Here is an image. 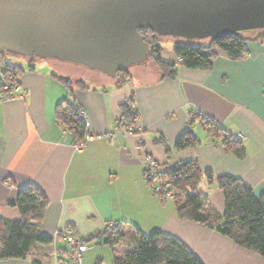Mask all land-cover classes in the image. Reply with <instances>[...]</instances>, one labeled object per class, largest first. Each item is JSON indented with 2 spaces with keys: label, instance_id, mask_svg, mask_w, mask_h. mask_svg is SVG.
<instances>
[{
  "label": "crops",
  "instance_id": "obj_1",
  "mask_svg": "<svg viewBox=\"0 0 264 264\" xmlns=\"http://www.w3.org/2000/svg\"><path fill=\"white\" fill-rule=\"evenodd\" d=\"M249 40L237 60L220 53L209 69H189L173 57L175 77L163 78L147 63L131 68L130 79L118 86L116 80L93 73L69 74L59 63L25 69L17 77L12 98L0 93V218H20L14 206L18 189L32 184L48 201L39 234L52 242L36 244L24 258L0 260V264H32L33 259L42 264H113L130 243L117 246L115 252L107 245H86L78 254L64 236L70 232L83 241L119 223L131 239L135 229L144 235L153 231L172 235L203 264H264L263 257L235 246L216 231L180 220L174 200L155 195L143 178L147 157L163 172L194 161L214 178L234 176L255 196L264 194V41ZM59 77H70L71 87ZM76 81L86 88H78ZM130 95L137 121L126 133L117 128V121ZM62 100L75 101L90 122L93 138L80 150L55 120V106ZM194 114L224 129L242 146L243 157L225 151L222 137H209L197 122L193 133L198 143L175 150ZM198 189L222 214L224 198L216 183L209 185L203 177Z\"/></svg>",
  "mask_w": 264,
  "mask_h": 264
},
{
  "label": "trees",
  "instance_id": "obj_2",
  "mask_svg": "<svg viewBox=\"0 0 264 264\" xmlns=\"http://www.w3.org/2000/svg\"><path fill=\"white\" fill-rule=\"evenodd\" d=\"M140 34L149 45L151 54L149 61L161 73L163 78H173L176 74V62H170L160 57L159 37L148 29H142ZM254 35V36H252ZM249 37L264 41V30L249 34L229 35L220 39L197 41L180 40L173 45L174 56L179 64L189 69H209L212 61L220 53L227 58L237 60L245 53ZM8 53V52H4ZM1 53L0 63V93L6 98H12L13 93L2 91L3 84L18 85L17 77L25 70H32L33 65L27 67L7 65ZM12 54V53H11ZM128 71L117 74L116 85L130 79ZM63 85L71 87L70 77L57 78ZM75 85L85 89V83L76 81ZM11 94V95H10ZM121 116L117 126L132 128L137 121V111L134 99L130 95L121 105ZM82 108L73 100H62L55 106V120L72 136L73 142H80L85 135L83 119L79 116ZM189 128L175 142L174 148L181 151L193 147L198 143L193 133V123L197 122L209 137L223 139L224 149L242 158V146L229 134L221 129L213 120L194 114ZM205 177L210 185L216 183L223 193L224 211L219 214L208 202L207 194L199 191L198 185ZM153 186V182H148ZM161 193L159 197L165 199L167 192H173L171 197L175 202L176 214L180 220L190 221L230 239L234 245L264 258V194H253L248 184L237 177L229 175L214 178L210 171H201L194 161H183L176 169L163 172L160 178ZM45 194L36 186L28 184L18 189L14 206L17 207L20 218L6 220L0 218V260L22 259L36 245H48L52 241L39 234L40 225L47 207ZM123 224L107 225L100 232L90 235L82 242H98L108 245L115 252L117 246L129 244V247L113 259V264H203L199 258L178 238L153 231L148 235L134 230V238H127ZM32 264H42L33 259Z\"/></svg>",
  "mask_w": 264,
  "mask_h": 264
},
{
  "label": "water",
  "instance_id": "obj_3",
  "mask_svg": "<svg viewBox=\"0 0 264 264\" xmlns=\"http://www.w3.org/2000/svg\"><path fill=\"white\" fill-rule=\"evenodd\" d=\"M142 29L186 41L249 34L264 30V0H0V53L111 79L148 63Z\"/></svg>",
  "mask_w": 264,
  "mask_h": 264
},
{
  "label": "built area",
  "instance_id": "obj_4",
  "mask_svg": "<svg viewBox=\"0 0 264 264\" xmlns=\"http://www.w3.org/2000/svg\"><path fill=\"white\" fill-rule=\"evenodd\" d=\"M1 89L4 92L11 90L12 91L11 94H12L17 91L18 85L3 84ZM79 116L84 121L85 135L82 141L74 143V147L77 150H80L88 141H90L93 138V135L90 132H88L90 122L89 120H87L86 114L83 111V109L79 111ZM117 128L120 130L122 129L126 133L131 131V128H126L124 126H117ZM162 175H163V171L160 169L159 165L152 158H149V157L145 158L144 163H143V178L147 183L153 182V186L151 188L153 190V193H155V195L157 196H159V194L161 193L160 178L162 177ZM164 196L171 198L173 196V192H167L164 194ZM64 238L67 244H69L72 248H74L78 254H80L82 251L85 250V244L81 240L73 237L70 232H67Z\"/></svg>",
  "mask_w": 264,
  "mask_h": 264
},
{
  "label": "rangeland",
  "instance_id": "obj_5",
  "mask_svg": "<svg viewBox=\"0 0 264 264\" xmlns=\"http://www.w3.org/2000/svg\"><path fill=\"white\" fill-rule=\"evenodd\" d=\"M254 36V35H252ZM176 41H180V40H175L172 39L171 37H161L159 38V46L161 49L160 52V57L164 60L170 61L171 58L175 57L174 56V51H173V45ZM197 43V41H192ZM0 58H1V53H0ZM4 61L6 62L7 65H11V66H22V67H27L29 64H32L33 66H39L42 65L44 63H59L60 65L65 66V69L67 70V72H69V74H75L78 71H81V73H93V75L95 76H99L101 78L104 79H111L108 76H106L105 74H102L100 72H91L90 70L79 66L77 64H73L71 62H67V61H58V60H54V59H47V60H40V59H36V58H30V57H25V56H18V55H14L11 53H4ZM149 67H151V65H153L150 61H148ZM154 66V65H153ZM3 67V65L0 63V69ZM98 78V79H101ZM92 82V83H91ZM90 84L93 85H98L99 83H97L96 81H90ZM97 83V84H96ZM97 243V244H96ZM96 243H92V242H84L85 246L87 245L88 247H105L106 244L100 243L98 244V242ZM104 245V246H99V245ZM96 245V246H95ZM108 246V245H107ZM109 247V246H108ZM107 247V248H108ZM110 248V247H109ZM108 248V249H109ZM112 250V249H111ZM104 258H107V252L102 253Z\"/></svg>",
  "mask_w": 264,
  "mask_h": 264
}]
</instances>
